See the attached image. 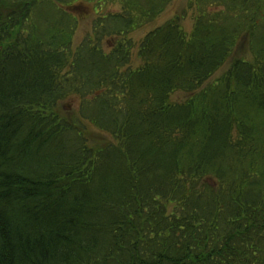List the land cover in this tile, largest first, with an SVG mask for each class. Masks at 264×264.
I'll return each mask as SVG.
<instances>
[{
	"label": "trees",
	"instance_id": "obj_1",
	"mask_svg": "<svg viewBox=\"0 0 264 264\" xmlns=\"http://www.w3.org/2000/svg\"><path fill=\"white\" fill-rule=\"evenodd\" d=\"M64 1L0 0V264H264V0Z\"/></svg>",
	"mask_w": 264,
	"mask_h": 264
},
{
	"label": "rangeland",
	"instance_id": "obj_2",
	"mask_svg": "<svg viewBox=\"0 0 264 264\" xmlns=\"http://www.w3.org/2000/svg\"><path fill=\"white\" fill-rule=\"evenodd\" d=\"M99 0H66L65 4H69L63 7L62 11L68 15L77 19V29L74 36H72L74 46L79 45L85 38L92 34V24L97 19L98 15L102 16L106 13H117L120 11V3L122 0H102L103 2H98ZM188 0H172L171 4L165 9V11L153 22L146 23L136 28L129 37L136 44L138 43L148 32L152 29L164 24L168 20L172 19L174 16L182 15L183 10L187 8ZM192 15L190 11H187L186 17L182 24L185 29H189L192 25ZM250 36H241L238 40L235 49L233 50L230 58L228 59L225 66L217 72L211 80L207 83L214 82L228 67L229 65L237 60H251L249 54L248 41ZM104 46L107 48L112 44L111 39L104 40ZM136 64V63H135ZM206 84V85H207ZM176 101H182L186 99V95L182 93H177L173 96ZM77 102L71 100L70 102H65L63 104V109L71 112V108L76 109ZM87 135L90 141L95 144H101L106 141V137L96 133V130L91 126L87 129Z\"/></svg>",
	"mask_w": 264,
	"mask_h": 264
}]
</instances>
